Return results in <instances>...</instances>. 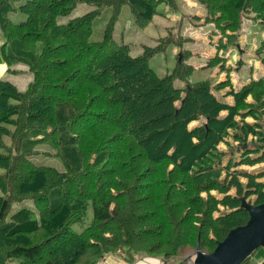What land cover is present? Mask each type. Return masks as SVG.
<instances>
[{
  "label": "trees",
  "instance_id": "1",
  "mask_svg": "<svg viewBox=\"0 0 264 264\" xmlns=\"http://www.w3.org/2000/svg\"><path fill=\"white\" fill-rule=\"evenodd\" d=\"M16 1L0 0L3 57L8 66H27L33 78L24 92L0 81V264H97L121 252L129 261L141 254L168 260L197 242L208 254L249 219L240 197L264 203L258 181L264 171L240 174L248 179L244 189L238 174L228 179L231 167L264 163V76L231 92L234 105L228 106L212 93L228 82L192 79L200 71L188 63L189 50L174 54L175 65L162 76L150 67L152 56L181 39L160 38L136 57L112 39L123 5L133 24L145 28L164 15L160 5L179 8L177 0H27L15 8ZM193 1L205 7L206 23L221 38L217 51L235 48L236 32L249 26L244 17L264 33V0ZM78 3L91 10L62 23ZM105 9L110 23L103 39L91 42L93 21ZM13 11L24 21L12 23ZM6 45L13 46L10 53ZM257 50L264 66V39ZM221 56L207 59L206 68L225 71ZM236 117L244 137L252 135L260 146L221 167L217 146L237 129ZM39 155L58 158L63 171L30 158ZM224 171L227 185L220 180ZM24 201L34 209L11 213ZM219 205L229 212L214 217ZM256 253L262 255L255 264H264L262 248L242 264Z\"/></svg>",
  "mask_w": 264,
  "mask_h": 264
},
{
  "label": "rangeland",
  "instance_id": "2",
  "mask_svg": "<svg viewBox=\"0 0 264 264\" xmlns=\"http://www.w3.org/2000/svg\"><path fill=\"white\" fill-rule=\"evenodd\" d=\"M27 0H19L13 3V6L15 8H18L21 4L25 3ZM179 3L178 7L173 6H164L160 5L158 7V11L164 12V15L156 14L152 20L147 24L145 28H138L133 24L130 10L127 5H123L120 10V14L118 16V19L114 22L112 27V39L117 44H122L129 47V54L132 57H136L143 53L145 48H153L156 46L158 39L163 38V40L170 41L171 44H177L176 42L178 39L180 40V43L177 47H173V49L168 48L167 51L163 54H156L151 57L149 64L150 67L159 75H164L168 70L170 71L173 66L175 65L174 60V51L178 54V52L183 49V51H191L193 48H195V45L192 43V41H195L198 46L197 48L199 50L205 51L207 48L210 50V54L208 55L207 59H211L216 55H223L222 61L225 62L226 69L224 72H228L229 75H235L239 73L238 77L245 78L249 74V68L245 62L249 61V57L245 56V53L250 54V59L256 60L259 62L258 65H261L260 62V56L261 54L257 53L256 50H251L252 44L254 41H260L262 40V33L261 31H256V34L253 36V38H250L247 43V47H243L242 44H239L240 41L236 37V46L234 49L227 48V50H216V46L218 42L220 41V36L215 33L214 26L212 24L206 23V9L204 6L194 2L193 0H177ZM91 10L90 7H88L85 4L78 3L76 9L66 18L60 19L62 23H66L68 20H71L73 18L80 17L84 15L86 12ZM111 10L105 9L103 12H101L100 16L96 18L93 21L92 24V34L90 37L91 42H100L103 39L104 32L106 27L110 23V17H111ZM9 19L12 23H18L22 22L25 19V15L20 13L19 11H13L9 14ZM245 25L250 26V24L254 23V21L251 18L244 17ZM249 26H246L244 28H248ZM253 27L251 28V30ZM242 29H239V31L236 32V35H241ZM242 36V35H241ZM160 41V40H159ZM158 41V43H159ZM195 43V44H196ZM259 44H257L258 46ZM240 47L243 49L242 52H240ZM13 46L10 45L7 53H10ZM201 55V54H200ZM264 55V54H263ZM202 61L207 63V59L202 58L200 56ZM196 60V57H193L189 59V64L192 65V62ZM245 61V62H244ZM230 62V63H229ZM240 62V64H239ZM231 63L233 66H231ZM228 65V66H227ZM221 67V65H219ZM219 67V68H220ZM263 68V67H262ZM208 70L202 72L203 76H198L197 73H194L192 76L193 80H204L205 78L210 77L209 70L212 71L214 69L207 68ZM264 69V68H263ZM218 71V70H217ZM264 76V75H263ZM229 79V78H228ZM231 79V77H230ZM213 85L217 84L218 78H212ZM213 91L215 94L217 91L213 88ZM224 103V101H221V103ZM221 115V114H220ZM250 124H254L255 121L252 119L246 120ZM259 123L262 124V132L264 133V116L261 117L259 120ZM239 131V132H238ZM233 138L235 140L232 142L230 138ZM253 137V136H252ZM244 137L243 131L241 128L237 130L236 132L232 130H229V135L226 136L225 143L221 145V148L218 149L221 154L220 163L221 167H226L229 163L234 162V157L239 154L237 159H241V156L243 155V152L245 149H249V151H254L255 149L260 146V143L257 140L251 141L250 138ZM220 146V145H219ZM45 150V149H41ZM49 151V150H45ZM50 152V151H49ZM47 153V152H46ZM260 155V154H259ZM34 163L38 165H44L56 168L58 171H63V166L58 158L54 157L53 155L46 156V155H39L34 156L33 158L30 157ZM32 161V162H33ZM264 164L258 165L254 167V170L250 171H259V169L263 168ZM243 169H247L244 167H231L229 169V178L231 179L234 174H238V180L241 184V186L244 188H247V182L248 179L245 177L242 181V174ZM253 169V168H252ZM226 174L227 172L224 171L221 175L220 180L222 179L225 184H228V181L226 180ZM259 180V179H258ZM261 182H264V179L260 180ZM236 193L234 188H229L228 194L234 196ZM217 200H221L223 198L222 195H220L216 191H212V194ZM204 197L203 199H206V194H202ZM251 202L255 201V197L251 196L248 198ZM23 208H33L32 202L30 201H24L20 203H15L12 206L11 213H14L20 209ZM229 210L227 208H224L223 206L219 205L218 210L215 212L214 217L223 216L224 214L228 213ZM193 251V250H192ZM192 251H190L188 254L182 256L183 260H177V264H187L185 263V258L187 256L192 255ZM261 253H256L254 258L251 260V264L257 263L261 259ZM189 258V257H188ZM184 261V262H183Z\"/></svg>",
  "mask_w": 264,
  "mask_h": 264
},
{
  "label": "crops",
  "instance_id": "3",
  "mask_svg": "<svg viewBox=\"0 0 264 264\" xmlns=\"http://www.w3.org/2000/svg\"><path fill=\"white\" fill-rule=\"evenodd\" d=\"M252 27H254V29L257 28L255 25H251L242 31V33H241L242 36L239 34L236 35L237 39L240 41L239 44H242L243 47H247L248 40L250 38H253V36L256 34V30L255 31L250 30ZM262 39H264V33H262ZM192 43L195 45V48H193L190 51L191 55H192L191 58L196 57V60L192 62V66H194V68L196 70L200 71V76L202 77L203 76L202 72H204L208 69L206 68V64L204 61H202L200 56H202V58L207 59L208 55L210 54V51H209L210 49L207 48L205 51H202V53H201V50H199L197 48L198 44L195 41H192ZM5 44H6V40H5L4 35L2 34V31L0 29V81L9 82V83L13 84L17 88L18 91L24 92L27 89L28 85L32 82V78H33L32 74L29 72L28 67L23 65L22 63L21 64L20 63L19 64H12L11 66H8L5 63V60L3 57V46ZM257 44H259L258 41L253 42L252 47H251L252 51L257 49ZM7 48H8V45L5 46V52L7 51ZM242 51H243V49L240 47V52H242ZM173 53L176 54L175 51ZM263 54H264V51H263ZM244 55L246 57L247 56L249 57V61H247V62L244 61L249 68V74L245 78L238 77L239 73H237L236 76L235 75H229V77H228V75H227L228 72H224V71L222 72L219 68L220 66L212 68V69H214L212 71L209 70L211 78H218L219 82L215 85H218V84L223 83V82H225V83L228 82V84H226V87L224 89L218 91L216 94L212 89V93L214 94V96L217 99L224 101V103L227 104L228 106L234 105V98L232 95H230L231 92H237V90L241 89L242 86L247 84L250 80H256L259 77H262L264 75V69H263L264 66L258 65L259 64L258 61L250 59L249 53H245ZM260 58H261V56H260ZM188 63H190V62H188ZM231 66H233L232 63H231ZM225 67H226V65H225ZM230 77H231V79H230ZM215 85H213V86H215ZM247 103H252L251 97L247 98ZM226 113H227L226 111H222V112H220V114H221L220 116H224ZM247 119H249V118H246L245 121ZM235 121H236L237 126H238L237 129L234 130L236 132L237 130H239L241 128L242 120L240 117H236ZM198 124H200L199 121L193 122V123H191L190 128H193L194 126H196ZM229 138L232 142L235 141V140H233V138H231V137H229ZM247 138H250L251 141H252V139L253 140L255 139V137H252V135H248ZM224 143H225V139L223 142H221L219 144L220 146L219 145L217 146V148L220 149L221 145H223ZM238 156H239V154H237V156H233L234 157L233 163L238 164L240 162V159H237ZM256 156H258V155L252 154L251 158L255 159V158H257ZM261 164H264V163H258L255 165H239L236 167L247 168V169H243L242 171H240L242 173L257 175L258 173H262L264 171V167L259 169L258 173H257V171H250V170H254L255 166H258ZM244 178L245 177L242 176V181H241L242 184H243ZM262 179H264V177L260 178L258 181L261 182L260 180H262ZM261 183H264V182H261ZM179 259L183 260L182 256L174 257L172 259L165 260L161 257H152V256H147L145 254H142L135 261H129L124 256L123 252H121V254L117 253V254L106 255L97 264H177L176 261Z\"/></svg>",
  "mask_w": 264,
  "mask_h": 264
},
{
  "label": "water",
  "instance_id": "4",
  "mask_svg": "<svg viewBox=\"0 0 264 264\" xmlns=\"http://www.w3.org/2000/svg\"><path fill=\"white\" fill-rule=\"evenodd\" d=\"M239 200V209L249 215L247 222L231 229L211 253L201 251L197 242L192 264H242L256 249L264 250V203L254 205L244 197Z\"/></svg>",
  "mask_w": 264,
  "mask_h": 264
}]
</instances>
